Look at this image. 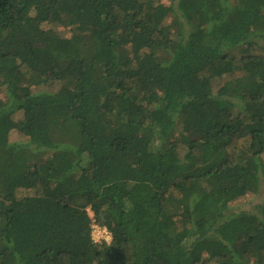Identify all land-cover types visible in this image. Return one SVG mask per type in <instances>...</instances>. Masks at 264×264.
I'll list each match as a JSON object with an SVG mask.
<instances>
[{
  "label": "trees",
  "instance_id": "16d2710c",
  "mask_svg": "<svg viewBox=\"0 0 264 264\" xmlns=\"http://www.w3.org/2000/svg\"><path fill=\"white\" fill-rule=\"evenodd\" d=\"M0 91V264H264V0H0Z\"/></svg>",
  "mask_w": 264,
  "mask_h": 264
},
{
  "label": "rangeland",
  "instance_id": "374dc122",
  "mask_svg": "<svg viewBox=\"0 0 264 264\" xmlns=\"http://www.w3.org/2000/svg\"><path fill=\"white\" fill-rule=\"evenodd\" d=\"M168 2L167 1H163L162 5H166L167 6ZM43 29L45 31H52V32H56L61 34L62 36H69V32L65 29H63L62 27H58L56 25H46L43 27ZM222 85V84H221ZM2 92L0 91V98H1ZM18 137L17 135L14 133L11 136V141H15L17 140ZM19 197H28L31 196L32 194L30 192L27 191H20L18 192ZM264 202V185H262L261 189H260V193L257 195H248L245 198H242L236 202H234L232 204V210L235 212H241L244 211L248 214L249 217H247V219L245 220L247 223L252 222L251 215H253V213H255L254 209L258 204H261Z\"/></svg>",
  "mask_w": 264,
  "mask_h": 264
},
{
  "label": "built area",
  "instance_id": "2783aa9c",
  "mask_svg": "<svg viewBox=\"0 0 264 264\" xmlns=\"http://www.w3.org/2000/svg\"><path fill=\"white\" fill-rule=\"evenodd\" d=\"M92 239L96 244H101L102 242L111 244L113 241L112 234L108 231V229L97 225L95 222L92 226Z\"/></svg>",
  "mask_w": 264,
  "mask_h": 264
},
{
  "label": "clouds",
  "instance_id": "9594fccd",
  "mask_svg": "<svg viewBox=\"0 0 264 264\" xmlns=\"http://www.w3.org/2000/svg\"><path fill=\"white\" fill-rule=\"evenodd\" d=\"M94 222H95V221H94ZM94 222H93V223H94ZM92 226H93V224H92ZM91 235H92V234H91ZM92 240H93V239H92ZM93 242H94V241H93ZM95 244H96V243H95Z\"/></svg>",
  "mask_w": 264,
  "mask_h": 264
}]
</instances>
